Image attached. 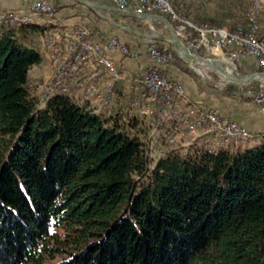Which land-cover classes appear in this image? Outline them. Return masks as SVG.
<instances>
[{"label":"trees","instance_id":"obj_1","mask_svg":"<svg viewBox=\"0 0 264 264\" xmlns=\"http://www.w3.org/2000/svg\"><path fill=\"white\" fill-rule=\"evenodd\" d=\"M44 31L0 26V264H264V141L151 167L133 123L40 104Z\"/></svg>","mask_w":264,"mask_h":264},{"label":"built area","instance_id":"obj_2","mask_svg":"<svg viewBox=\"0 0 264 264\" xmlns=\"http://www.w3.org/2000/svg\"><path fill=\"white\" fill-rule=\"evenodd\" d=\"M112 2L125 16L133 13L140 17H165L187 52L219 59L233 75H239L243 59H255L260 72H264V0H254L247 11L236 15L232 26L224 27L194 21L173 0ZM54 7V1L35 0L26 12L0 10V26L19 29L33 23L35 16L54 14ZM157 25H149L145 33L148 38L145 51L155 64L148 72L129 79L126 87L130 110L150 118L155 131L164 138V144L156 147L153 141L144 143L147 156L155 152L163 156L172 152L194 155L197 151L216 154L219 151L217 144L227 147L252 141L254 135L247 128L225 117L218 108L188 99L183 83L168 74L177 52L168 41H158L162 31L156 34ZM43 40L52 78L46 88L47 94L40 102L45 104L56 94H62L80 106L109 115L114 107L116 85L125 79L110 53L119 51L137 60L141 52L132 50L117 37L103 43L94 38L89 27L68 29L55 20L47 22ZM218 51L222 58L217 57ZM259 83L247 90V94L264 111V83ZM179 136L182 144L178 143Z\"/></svg>","mask_w":264,"mask_h":264},{"label":"crops","instance_id":"obj_3","mask_svg":"<svg viewBox=\"0 0 264 264\" xmlns=\"http://www.w3.org/2000/svg\"><path fill=\"white\" fill-rule=\"evenodd\" d=\"M89 1L100 4L104 6L105 9L95 11L79 3H62L59 5L58 11L52 15L35 16L33 24L46 29L47 22L55 20V22L60 24L62 27L68 29L80 28L84 26L89 27L97 41L105 43L111 37H117L121 43L127 45L132 50L141 52V57L137 60L132 59L131 57H126L119 51H113L110 53V56L117 62L125 78L116 85L114 107L110 114L107 115L116 119V115H120V113L122 114V107H124V104L127 103L128 105V96L126 94L127 81L133 77L148 72L155 64L154 60L145 51L148 38L145 34L139 33L136 28L137 26L148 27L152 24L157 25V23L153 20L136 19L130 15L125 16L119 13L112 0ZM184 4L185 3H183L182 11L190 18L194 17L196 19H206L208 17L211 21H214L215 24L221 27L226 26L228 23H233L231 8L228 6L223 7V4L217 5V9L213 10L201 8L197 9L189 7L188 5L184 6ZM0 10H4L1 4ZM26 10L27 9L23 11ZM127 20L135 21L136 26L131 28L130 25H127ZM169 39H171V35L166 36L164 34V36H161L158 41L167 42ZM34 40L36 42V47L41 54L42 60L39 64L31 68L29 76L30 79L33 77L40 78L39 88L43 90L42 88L47 86L48 82L52 78V68L45 50L42 32L35 34ZM216 54L219 58L223 57L220 51ZM185 64L188 63L185 62ZM257 72H260V69L255 59H243L241 61L238 72L240 76H247ZM168 74L172 78L178 79L183 83L186 92L190 95L194 102L218 108L225 117H228L232 121L244 126L254 135V139L252 141L248 144L241 145L239 148L244 149L247 146L260 145L264 141V111L260 106L252 101L251 97L247 94V90L242 89L243 87H240V89L244 90V93L230 95L218 93L211 94V96H209L206 91L207 88L205 90L199 88L190 78H188L185 74H182L181 70L174 66V63L170 66ZM244 87L247 88V84H244ZM242 97H244L245 100L247 98L249 100L245 101L241 99ZM117 120H119V118H117ZM217 147L218 149L226 148L225 146L218 144Z\"/></svg>","mask_w":264,"mask_h":264},{"label":"rangeland","instance_id":"obj_4","mask_svg":"<svg viewBox=\"0 0 264 264\" xmlns=\"http://www.w3.org/2000/svg\"><path fill=\"white\" fill-rule=\"evenodd\" d=\"M34 1L35 0H0V4L4 9L7 10L23 11L25 9L28 10L29 6ZM53 1L55 2L56 5L55 7H59V5H61L62 3H73L72 1L69 0H53ZM182 1L183 3H185L184 6L188 5L189 7H194L197 9L198 8L208 9V10L217 9L216 8L217 5L223 4V7L228 6L229 8H231V16L234 21V18L239 13V11H241V8H243L242 9L243 11L244 9L248 10V8L252 5V2L254 0H182ZM192 19L194 20L196 18L193 17ZM198 20L204 22L211 21L210 18L208 17L206 19L198 18ZM232 24L233 23H228L226 26H232ZM127 25H130L131 28H133L134 26H136V22L127 20ZM136 29L139 31V33L142 34H145L148 31V28L146 26H140V27L137 26ZM156 30H158L156 34H159L161 30L162 32L159 35L162 36H164V34L166 36L170 35L168 33V30L166 28L164 29V27L159 26V28H157ZM173 63L175 67L181 70L182 74H185L188 78H190L199 88L204 90L207 88L206 91L209 94V96H211V94H218V93L225 95L244 93L245 92L244 90L253 89L259 83V80L258 82L254 81L252 82L253 84H247V88H245L246 86L244 87V84H236V83L228 82L229 81L228 79L220 76L217 73H214L213 71H211V69H207L206 67L200 66L196 63L182 64V66H179L175 62ZM39 79L40 78L38 77H33L31 79V91L40 101V99H42L47 94L46 88L49 85L51 79L48 82L47 86H44V88H42L43 90L39 88ZM261 83H264V81H261ZM240 87H243L242 89L244 90H241ZM186 94L188 99L193 101L187 92ZM241 99L245 100L244 97H242ZM246 100L249 99L247 98ZM40 104L42 106L44 105L41 102ZM117 118H119L118 121L120 123H124V122L133 123L135 125L134 136L137 137L142 143L153 141L155 147L164 144V138L159 132L155 131L156 128L153 121L150 118L140 116L136 111H131L127 103H125L124 107H122V114L120 113V115H116V119ZM178 143L182 144V139L180 138V136L178 137ZM161 157H163V155L159 152H155L152 155H150L149 157L150 166L154 167L156 162Z\"/></svg>","mask_w":264,"mask_h":264},{"label":"water","instance_id":"obj_5","mask_svg":"<svg viewBox=\"0 0 264 264\" xmlns=\"http://www.w3.org/2000/svg\"><path fill=\"white\" fill-rule=\"evenodd\" d=\"M69 1L82 4L95 11L105 9L104 6L97 4V3H93L89 0H69ZM129 15L136 19L153 20V21H157L163 24L168 29L171 35V39H169L168 42L175 48L177 52V56L187 63H196L200 66L206 67L207 69H211L212 71L218 73L220 76L236 84H247V83H251L254 81H258V80L264 81V72H257V73H253L247 76L233 75L227 71L226 64L219 59H209V58H204V57L195 56V55L190 54L189 52L186 51V49L181 44L179 37L177 36L171 23L163 16L152 15V16L140 17L133 13H130ZM157 39H160V38H157Z\"/></svg>","mask_w":264,"mask_h":264}]
</instances>
